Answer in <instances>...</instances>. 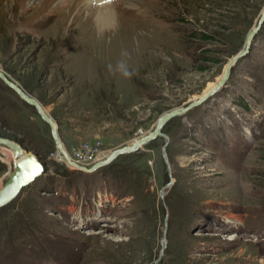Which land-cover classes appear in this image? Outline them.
<instances>
[{
	"label": "rangeland",
	"instance_id": "374dc122",
	"mask_svg": "<svg viewBox=\"0 0 264 264\" xmlns=\"http://www.w3.org/2000/svg\"><path fill=\"white\" fill-rule=\"evenodd\" d=\"M4 1L0 73L59 144L0 81V186L15 150L43 168L0 208V264H264V21L218 85L264 0H112L102 29L94 1Z\"/></svg>",
	"mask_w": 264,
	"mask_h": 264
},
{
	"label": "water",
	"instance_id": "95a60500",
	"mask_svg": "<svg viewBox=\"0 0 264 264\" xmlns=\"http://www.w3.org/2000/svg\"><path fill=\"white\" fill-rule=\"evenodd\" d=\"M263 21H264V6L262 7V9L260 11V15H259L258 20L256 21L255 25L250 29V31L248 32V34L245 37L243 49L240 51V53H238L236 56H234L232 62L228 63L226 70L222 73V79H221V83L219 85L224 84V82L228 76L230 67L235 62L242 59L248 53L249 46L251 45V41H252L253 37L256 35V33L258 32V30L260 29V26H261ZM0 81H2V83L7 88H9L12 92H14L17 95V97H19L25 104L30 105V106H34L36 108L38 115H40V117H42L43 121L49 125L51 137L53 138L55 145H58L59 142H58V138L56 135L55 128H54V126L51 125V121H49L47 118L44 117L42 109L34 101L29 99L28 97H26V98L23 97L20 90L14 84L9 82L4 77V75L1 73H0ZM211 93H213V91ZM211 93L208 94V96H210ZM214 93H216V91H214ZM202 102H203L202 100H196L191 104V106L199 105ZM188 108H189V106H188ZM180 110L171 111L160 122L157 120L154 131L152 133L148 134L146 138L138 140L137 142H134L133 144H131L130 147H126V148L124 147V148L116 150L115 152L112 153V155L109 156V158L112 159V158H114V157H116L122 153L131 152V151L136 149L138 143L142 144V142L145 139L146 140L147 139H153L155 136L158 135L159 128L169 118L178 116L180 114ZM0 144H4L5 146H7L11 150V152L13 151L12 149H16L15 145L9 141L0 140ZM30 161H32L34 163V165L32 167H31ZM12 164H13V171H12L11 175L0 186V200L3 201V203H0V208H3L7 204H9L17 196L20 188L30 184L33 181V179L35 177H37L42 171V165L40 163H38V161L32 155L31 156L28 155L24 159L19 160V159H17L16 155L14 154ZM70 165L72 167H75L74 164H70ZM100 165H102V164H100ZM95 169H97V168L94 167L93 169H90L89 171H92Z\"/></svg>",
	"mask_w": 264,
	"mask_h": 264
},
{
	"label": "bare ground",
	"instance_id": "6f19581e",
	"mask_svg": "<svg viewBox=\"0 0 264 264\" xmlns=\"http://www.w3.org/2000/svg\"><path fill=\"white\" fill-rule=\"evenodd\" d=\"M31 1L32 0H12V2L13 3H11V0H5L4 1V3L6 4L5 5V9H6V11L8 10L7 8H8V6H9V3L11 4V9H15L14 11H16V12H18L19 10H20V12H24V11H28L29 9H34L33 8V4H31ZM57 0H42V1H40L39 2V4H38V7H41V8H44V9H47V8H49V7H51L55 2H56ZM72 1H74L75 3H74V10L76 9V8H78V6L80 5V4H82V3H86V2H92V1H94L96 4H97V8L95 9L96 11H97V15H96V20H95V22H96V24H97V26L99 27V28H106V27H108V26H111V25H113V23L115 22L114 21V14H113V10H112V3L113 2H106V0H63V2L60 4V6H58V8H55L53 11H55V13H60L61 11H63V10H65V9H67L66 7L72 2ZM51 13V12H50ZM36 14H37V12H36ZM79 14H80V12L78 11V12H76V17L77 18H79L80 16H79ZM47 15H49V13L47 14ZM45 16V15H44ZM88 20V19H87ZM86 22V21H85ZM84 24V23H83ZM82 24V25H83ZM233 60V59H232ZM232 60L230 61V63L232 62ZM218 85H219V83H218ZM216 86V87H219V86ZM22 96L24 97V95L22 94ZM26 98V97H25ZM42 112H43V115H44V117L45 118H47V119H49L46 115H45V113H44V111H43V109H42ZM171 112V111H170ZM169 112V113H170ZM168 114V113H167ZM166 114V115H167ZM165 115V116H166ZM165 116H162L158 121L160 122V121H162L163 119H164V117ZM53 122L51 121V125L53 126V124H52ZM160 130H161V127L159 128V133H160ZM158 133V134H159ZM134 142H137V141H133L132 142V144L134 143ZM142 144H139L138 143V145H137V147H136V149L137 148H139L140 146H141ZM61 147V146H60ZM128 147H130V146H128ZM15 148H18L17 146H15ZM14 150V149H13ZM15 152H17L18 153V151H16L15 150ZM61 152H62V150H61ZM17 153H15L16 155H17ZM20 153H21V151H20ZM63 153V152H62ZM122 154H125V153H122ZM122 154H120V155H122ZM28 155H30L31 156V154L30 153H28L27 155H25V156H23V157H21V158H19V160L20 159H24L26 156H28ZM112 155V154H111ZM19 156V155H18ZM64 158H65V156H64ZM30 160V159H29ZM67 160V159H66ZM110 160V158L108 157L107 158V160H106V162L107 161H109ZM30 163H31V167L34 165V163L32 162V161H30ZM11 175V174H10ZM9 175V176H10ZM35 179V178H34ZM34 179H33V181H34ZM32 181V182H33ZM31 182V183H32ZM24 187H26V186H23V187H21L20 188V190H19V192L24 188ZM18 192V193H19Z\"/></svg>",
	"mask_w": 264,
	"mask_h": 264
},
{
	"label": "snow or ice",
	"instance_id": "6c2138e0",
	"mask_svg": "<svg viewBox=\"0 0 264 264\" xmlns=\"http://www.w3.org/2000/svg\"><path fill=\"white\" fill-rule=\"evenodd\" d=\"M106 2H112V0H106ZM0 203H3V201L2 200H0Z\"/></svg>",
	"mask_w": 264,
	"mask_h": 264
},
{
	"label": "trees",
	"instance_id": "16d2710c",
	"mask_svg": "<svg viewBox=\"0 0 264 264\" xmlns=\"http://www.w3.org/2000/svg\"><path fill=\"white\" fill-rule=\"evenodd\" d=\"M110 168H116V167H115V165H111V167H110ZM42 172H43V171H42ZM36 179H37V178H36Z\"/></svg>",
	"mask_w": 264,
	"mask_h": 264
}]
</instances>
